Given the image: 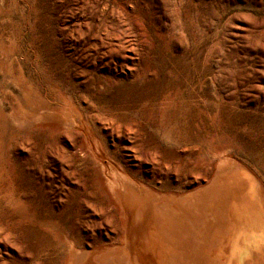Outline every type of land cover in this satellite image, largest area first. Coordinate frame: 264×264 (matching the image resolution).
I'll return each mask as SVG.
<instances>
[{"label": "rangeland", "instance_id": "rangeland-1", "mask_svg": "<svg viewBox=\"0 0 264 264\" xmlns=\"http://www.w3.org/2000/svg\"><path fill=\"white\" fill-rule=\"evenodd\" d=\"M68 99L140 181L181 189L220 156L264 181V0H0V264L116 233L83 132L36 118Z\"/></svg>", "mask_w": 264, "mask_h": 264}, {"label": "bare ground", "instance_id": "bare-ground-1", "mask_svg": "<svg viewBox=\"0 0 264 264\" xmlns=\"http://www.w3.org/2000/svg\"><path fill=\"white\" fill-rule=\"evenodd\" d=\"M70 101L67 117L36 118L83 132L117 230L101 242L71 243L65 264H264V181L251 168L220 156L190 186L150 185L107 156Z\"/></svg>", "mask_w": 264, "mask_h": 264}]
</instances>
